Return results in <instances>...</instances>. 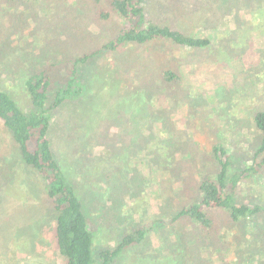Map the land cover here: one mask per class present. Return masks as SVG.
Listing matches in <instances>:
<instances>
[{"label":"rangeland","instance_id":"374dc122","mask_svg":"<svg viewBox=\"0 0 264 264\" xmlns=\"http://www.w3.org/2000/svg\"><path fill=\"white\" fill-rule=\"evenodd\" d=\"M24 1L31 6L38 0ZM24 1L19 7L22 14L26 9ZM41 1L53 9L64 6V10L70 12L73 22L63 27L67 36L73 35L75 38V34L81 39L75 38L76 43L79 41L75 45L78 53L88 47L87 41L91 43L90 48H97L101 37L114 33L119 23L114 15L108 21L101 22L95 14H91L94 23H89L86 20L87 11L96 4L94 0ZM101 1L105 4L110 2ZM146 3L147 15L152 20L170 23L192 36L211 39L213 45L209 54L212 57H216L219 51L227 52L228 64L231 65L233 53H244L246 71L252 69L256 75L255 89L251 93L250 83H247L244 87L247 93H241L244 88L240 92L237 86L243 84L230 83L235 79L228 76L229 66L226 74L221 66L218 70L214 66L208 75L204 72L198 75L192 71L186 58L185 62L181 60L187 57L186 52L167 45L131 47L109 58V61L95 60L94 65L85 68L80 80L86 86L77 104L64 107L55 118L50 139L62 168L83 194L86 201L84 208L90 212L92 225L102 228L107 225L105 220L108 216L111 218V211H121L118 215L116 213L111 231L105 230L103 240L99 236L96 238L94 249L99 252L106 247L112 248L118 244L119 234H128L142 227L150 229L146 240L115 264H264V213L257 215L256 220L234 223L224 212L211 210L208 212L211 227L205 231L186 219L171 223L162 221L163 218L169 219L179 209L173 203L175 199L181 200V205L200 200V178L208 167L204 153L210 151V144L200 129V115L214 106L218 117L216 121L226 131L227 142L223 143L234 155L233 162L238 170L246 165L254 153L260 136L244 120L249 116L244 106L264 109V60L263 63L258 62L264 57V0H147ZM17 24L15 27L12 22H4L0 30V88L9 92L21 108L27 109L29 99L21 83H15L9 73L20 68L31 70L32 57L26 58L28 62L25 68L24 61L15 59L20 56L13 59L11 56L24 53L29 57L41 52L51 41L42 42L44 46L38 50L39 45L35 43L39 42L37 28L43 23H32L25 28H18ZM41 28L44 26L38 31ZM221 35L223 39L218 40L217 36ZM239 36L244 38L237 39ZM62 39L65 40L64 37ZM68 45L72 47L70 42ZM175 61L182 65L180 69L185 77V89L181 83H172L170 94L162 99H159L160 93L155 89L146 92L154 106L147 105L144 116L149 118L138 120L141 123L133 125L128 121L129 117L122 123L119 114L124 106L118 104L114 94L96 92L99 87L96 85L101 82L98 79L105 77V73L112 74L114 70H119L118 75L124 81L122 83L133 88L143 91L141 81L151 82L155 87L159 81L158 70ZM234 91L244 97L239 101L241 105L234 104ZM249 96L253 102L247 100ZM77 120L81 123V132L84 128L81 138H87L85 133L90 131L99 136L97 145H90L96 146H93L91 158L95 154L104 161H110V156L106 158L102 154L103 145L112 140L111 146L105 148L127 157V163L119 170L113 168L111 173L90 180L86 165L77 155L80 148L86 150L84 145L87 140L79 139L77 145L73 141L77 132H72L71 127ZM123 131L129 133L128 137L121 135ZM130 142L134 144L130 153L132 156L125 152ZM91 147L87 146V149ZM144 147L145 155L137 151ZM73 149H78L77 154L72 152ZM116 160L119 162V159ZM128 164L130 166L126 167ZM205 172H211L210 167ZM127 179L131 181L129 184ZM5 181L8 184L4 186L2 182ZM43 186L39 177L22 166L10 134L0 123L1 205L8 206L7 209L16 217L8 224L0 222V264L62 263L52 237L55 216L42 201ZM240 201L248 206L264 207V178L256 177L248 181L241 190ZM26 205L28 208H25ZM33 205L41 207L38 208L40 213L34 211ZM11 229L14 230L10 238L8 231Z\"/></svg>","mask_w":264,"mask_h":264},{"label":"trees","instance_id":"16d2710c","mask_svg":"<svg viewBox=\"0 0 264 264\" xmlns=\"http://www.w3.org/2000/svg\"><path fill=\"white\" fill-rule=\"evenodd\" d=\"M23 1L0 0V30L4 22L7 24L12 22L15 27L17 22L18 28H25L32 23L33 25L43 23L44 25L42 24L37 28L39 42L35 43L39 45L38 50L44 46L41 45L42 42L49 39L51 43L45 45L46 47L41 52L37 50L38 52L31 54L29 57L24 56V53L11 56L12 59L20 56L15 59L24 61L25 68L28 62L26 58L32 57L30 62L33 67L31 70L26 69L25 71L20 68L16 72L9 73V77L15 83H21L29 99V105L27 109L21 108L9 92L0 88V123L10 134L22 166L39 177L44 184L42 201L45 208L50 209V213L55 216L52 237L54 248L62 259L61 264H115L123 255H128L131 250L144 242L150 229L147 230L141 227L128 234H119L117 236L119 241L116 246L106 247L104 250L97 252L94 249L97 242L96 238L99 236V239L103 240L106 235L105 230L111 231V224L116 219L115 215L116 213L117 215L120 214L121 211L119 209L111 211L112 219L108 216L105 220L107 225L102 226V228L92 225V218L89 217L90 212L84 208V202L86 201L83 194L75 181L69 178L62 168L50 139V130L55 118L58 117L64 107L77 104L86 86V83L80 80L83 70L94 65L95 60L99 62L107 61L131 47L167 45L170 48L186 52L187 57H182L181 60L185 62L186 58L189 62L188 65L193 68L192 71H196L198 75L202 72L208 75L210 68L214 66L217 70L221 66L226 74L229 66L228 76L230 79H235L234 82L230 83L233 85L243 84V86H237L240 88V92L243 90L242 88L248 85L247 83H250L248 86L251 93H254L256 83L254 78L256 75L253 74L252 69L248 68L249 70L246 71L244 53L235 55L232 52L233 62L229 65L227 52L219 51L216 57L209 54L213 45L211 39L205 36L189 35L184 29L174 27L170 23H161L149 18L147 15V0H110L107 4L101 0H94L96 4L87 11L86 20L89 23H94L91 20L94 14L101 22L108 21L114 15L119 23L115 27L114 33L101 37L102 43L100 42L97 48H90L91 43L87 41L88 47L81 49L80 46L79 53L75 45L79 44V41L76 43V39L80 38L75 34L76 39L73 38V35L69 37L65 34L66 31L63 26L73 21L70 12L64 10V6L53 9L50 5H44L41 0L31 6L24 1L26 9L22 14L19 7H21ZM14 10L16 14H14ZM22 17L23 19H21ZM41 26H44V28L38 31ZM71 38L74 40H71ZM217 38L222 40L223 36H217ZM241 38L244 37L239 36L237 39ZM69 42L72 47L68 45ZM43 57H47V59H43ZM263 60L264 57L260 58L258 62L263 63ZM177 61L172 65L162 66L158 70L159 81L155 87H152L151 82L141 81L140 86L144 89L143 91L137 87L133 88L129 84L122 83L124 81L118 75L119 70H114L112 74L105 73V77L98 79L101 82L96 85L99 86L96 92L107 91L114 94L115 100L119 102L118 104L121 107L124 106L121 109L123 112L119 114L122 123L128 117V121L133 125L141 123L138 120L142 119L144 121L145 118H149L146 115L144 116L147 105L154 106L151 100L148 99L146 92H152L155 89L160 93L158 94L161 97L159 99H162L164 95L170 94L172 83H181L185 89V77L180 69L182 65L178 64ZM182 61H180L181 64H183ZM0 64L2 65V63ZM18 65L20 64L18 63ZM246 73L248 74L247 77ZM263 74L264 70L262 71ZM234 92V104L241 105L239 101L244 98L241 93H247L246 89L244 88V92L241 93ZM247 100L254 101L250 96ZM244 108L249 112V116L244 117V120L260 136L254 153L246 165L241 167L240 170L235 166L233 162L234 155L225 145L227 142L226 131H223L220 128L221 123L216 121L218 117L213 106L207 113L199 116L201 132L210 144V151L207 154L204 153L205 159L207 157L205 164L208 166L205 170L209 167L211 169V172L206 173L204 170L201 174L199 184L200 200H193L188 205H181V200L175 199L173 203L177 204L179 209L169 219L163 218L162 221L167 220L171 223L186 219V221L205 231L211 227L212 220L208 213L211 210L224 212L229 220L234 223L249 221L250 219L256 220L257 215L264 213L263 206H248L240 201L241 190L248 181L256 177L264 178V109L253 108L248 105H245ZM80 124L77 120L71 127L72 132H77V136L72 137L76 145L79 139H86L87 143L84 145L86 150L80 148V150L73 149L72 152L75 151V154H77L78 150L77 155L86 165L90 180L111 173L113 168H115V171L119 170L118 168L127 163V157L116 152L111 153L110 148H105L111 146L112 140L103 145L105 147H103L102 154L106 158L110 156V161H104L103 158H98L95 154L91 158L90 155L93 153V146L95 145L92 147L90 145L92 143L97 145L99 136L90 131L85 133L87 138H81L84 128L81 132ZM123 133L121 135L128 137V132L123 131ZM107 137L109 138V136ZM134 138L138 139L136 136ZM133 145L130 142L125 147V152L129 156H132L130 153L133 152ZM87 146L91 149L88 150ZM137 151L140 154H147L145 153V147L139 148ZM116 159H119V162ZM128 166L130 165L128 164L126 167ZM107 178L109 177L107 176ZM127 181L128 184L131 182L128 179ZM2 184L5 186L8 183L5 181ZM1 189L2 187H0V222L8 224L13 222L16 217L12 211L8 210V206L1 205L3 191ZM32 207L36 213H40L38 208L41 207L37 208L35 205ZM25 208H28L27 205ZM12 230L14 229L8 231V237L10 238L13 235Z\"/></svg>","mask_w":264,"mask_h":264},{"label":"crops","instance_id":"0c3cea01","mask_svg":"<svg viewBox=\"0 0 264 264\" xmlns=\"http://www.w3.org/2000/svg\"><path fill=\"white\" fill-rule=\"evenodd\" d=\"M226 125V124H225Z\"/></svg>","mask_w":264,"mask_h":264}]
</instances>
